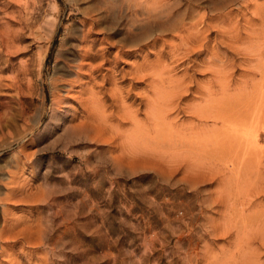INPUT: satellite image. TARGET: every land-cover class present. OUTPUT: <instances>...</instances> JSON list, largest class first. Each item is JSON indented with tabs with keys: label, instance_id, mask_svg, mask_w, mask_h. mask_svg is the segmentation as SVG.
I'll return each mask as SVG.
<instances>
[{
	"label": "rangeland",
	"instance_id": "1",
	"mask_svg": "<svg viewBox=\"0 0 264 264\" xmlns=\"http://www.w3.org/2000/svg\"><path fill=\"white\" fill-rule=\"evenodd\" d=\"M151 1L0 0V246L6 249L0 264H264V132L258 143L261 152L246 156V164L242 151L234 158L237 170H231L220 151H200L188 158L184 154L193 152L189 146L171 148L165 143L147 152L140 142L129 146L124 137L133 125L121 119L124 111L109 97L113 89L130 88L121 77L128 65L149 62L153 87L136 84L134 97L122 106L129 113L138 109L139 124L145 122L143 94L153 98L152 105L166 106L177 101L178 84L184 88L191 80L177 101L180 108H190H181L177 116L168 112L175 127L182 131L211 126L189 114L204 105L203 87L215 82L210 98L227 92V113L261 109L263 119L254 120L260 130L264 0L168 1L174 9L170 12L204 14L212 28L207 49L195 57L176 54L184 48L179 27L166 30L155 45L149 42L144 53L135 49L122 57L115 53L119 47L103 43V38L115 45L133 32L141 35L135 10L140 12ZM215 22L236 36L231 41L221 37ZM150 31L145 37L151 39L157 32ZM87 45L97 53L95 58H82ZM104 52L111 64L97 71L99 53ZM195 58L205 64H199V71L189 69ZM78 64H84L82 71ZM213 67L224 72L218 78L222 82L215 81ZM88 71L96 84L88 79ZM107 73L114 74V80L100 89V78ZM93 97L100 103L93 106ZM22 230L32 236L30 244L18 239Z\"/></svg>",
	"mask_w": 264,
	"mask_h": 264
},
{
	"label": "bare ground",
	"instance_id": "2",
	"mask_svg": "<svg viewBox=\"0 0 264 264\" xmlns=\"http://www.w3.org/2000/svg\"><path fill=\"white\" fill-rule=\"evenodd\" d=\"M168 1H170V0H155V1H151V2H146L144 4V6L142 7V10L140 12L135 10V17H134L135 19L134 20H135V22H137L138 25H140V28H141V32L140 33H141V35H138V34L133 32L132 33L133 35L125 36L122 39L123 41L118 42L115 45L110 44L109 41L107 40V38H105V39L103 38V40H104L103 43L106 42L110 48L114 47V46L119 47L118 52H115V53L119 54L122 57L130 55L131 53H133V51L135 49L136 50H140V51H142L144 53L143 50L146 49V47L149 44V42H150L151 45H155L156 42L161 39V37L163 36V34H164V32L166 30H170V31L174 32L179 27V32H180L181 35L178 36V38H180V40L182 42V45H183L182 47H184V48L177 49V53L176 54L178 56H182V57H190V56L193 57L194 56L195 57L198 53L201 52V50H204V49L206 50L207 49L208 39H209L208 38V36H209L208 34H209L210 30L212 29L209 26V24L207 23V21L205 22V17L206 16H203L204 14L203 15H199V14L193 15L192 14L193 10L183 11V12L177 10V11H174V12L173 11L170 12L169 9L172 10L173 8H170V5L168 4L169 3ZM250 1H255V0H250ZM137 6L141 7L140 4H138ZM260 13H262V12H260ZM253 15H255L257 17H260L259 16L260 14H258V13H256V14L253 13ZM181 16H183V17L186 16V17L182 18ZM138 18H140V19H138ZM260 20L262 21L263 19H260ZM250 22L251 21H248L247 23H250ZM216 25L217 26L219 25L218 29H220V31L222 30L221 33H223V35L221 37L225 36L226 38L229 39V41H231V39H233L236 36L235 35L236 32L234 33V31H232L231 29L227 30L225 28V26L222 25L221 22L220 23H216L215 22V26ZM133 26H134V24H133ZM152 28H154L155 31L157 32L156 36L151 38V39H150V37H151L150 35L148 37H145V35H148L147 33L151 32L150 30ZM88 29H89V31L91 29H93L91 23L89 24ZM193 30L195 32L191 33ZM170 31H168V32H170ZM260 36H262V38H264V31L260 34ZM218 37L221 38L220 36H218ZM222 40H223V38H222ZM233 41L238 43L240 40L234 39ZM250 41H252L251 37H250ZM223 44H225V43L223 42ZM233 44H234V42H233ZM83 49L84 50H82V52H81L82 53V58L91 59V58H95L97 56L96 55L97 53L96 54H92V50L90 49L89 45H87V47H83ZM179 50H180V52H179ZM173 52H171V53H173ZM238 52H239V50H238ZM206 53H207V51H206ZM105 54H106V52L99 53V57L101 59L99 58V60H100L99 65L98 66L96 65L97 66V71L101 70V67L104 64H111L110 61L108 60L109 58L105 57ZM173 54H175V53H173ZM114 55H115V58H116L117 55L116 54H114ZM177 55H176V57H177ZM144 56H147V54L144 55ZM210 57H211V55H210ZM260 57L258 55V58H260ZM213 58H214V56H213ZM195 59L196 60H193L192 64H190L189 69L190 68L191 69L192 68L197 69V68H199L201 66L199 64H203V66L205 65L204 63H202L203 60H199L197 58H195ZM211 61H212L211 58L206 60V65L210 64ZM112 63H114V62H112ZM83 66H84V64H78V66L76 68L80 69L79 71H82ZM128 67H129V70L127 72H122L121 73L122 74L121 77H122V81L123 82H126V81L130 82V84H129L130 88H128V90H126V91H122L120 89H118V90L113 89V91H109L110 92L109 95H111L109 97L113 98L112 102L115 105L117 104L119 107H121V111L122 112L124 111L123 112L124 115L123 116L121 115V119L129 121L133 125V130H131L129 134H126L127 137L126 136L124 137L125 139L126 138L128 139L127 142L129 143V146L132 145V144H130V142H133V143L140 142L139 144L140 145L142 144L143 151L144 150L147 151L148 148L151 150L150 147H153V148H155L156 146H160L161 147V145H165V143L168 144V146H170L171 148H174V147H176L178 145H179V147L189 146V148H191L193 152L184 154L188 158H193L195 156H198L200 151H201V154H203V153L209 154L210 152L211 153H216V152L220 151L222 153V157H224V159L230 163L231 170H237L236 169L237 166L235 164L238 165L239 162L235 163L233 161H234V158L236 160V158H237L236 156L239 153V151L243 152L242 163H245V164H246V161L244 160V158H247L246 156L256 155L260 151L258 143H259V139H260V136H261L260 131L264 132V126H263L264 122H263V125L261 126L260 130H259V128L258 129L256 128L257 127L256 124H258V123L255 124V122L257 121V119H260L261 116H263V114L261 112V109L260 108L259 109L256 108V109H254V111H250L248 108L247 109L243 108V109L240 110L241 112H238V113L235 112V111L227 113V108H228L227 100H226L227 92H226V95L225 94H219L218 96H213V98H210L212 87H214L216 85L215 82H211V83L207 82L208 84L205 85V87H203V89H204V91L206 93V96H207V97H205V99L207 98L206 100L205 99H204V101L202 100L204 105L202 107H200V108H197V109H193L192 108L195 111L192 110L193 112L192 113L190 112V114H189L190 115L189 118L198 119V120L203 121V122H209V123L211 122V126H209L210 125L209 124L208 127H202L201 129H199V128L198 129H194V128H188V127L186 129L185 127H183L185 129L181 131L180 129H178L177 127L174 126V123L172 122V120H169L168 112L170 110L173 111V112L171 111L172 112L171 114H173V115L175 114L177 116L180 112L184 111V109L190 108V105H183V106H181V108H184V107L185 108L181 109L180 106H179V103H177L178 100H181L183 98L182 94L185 93V92H188V90H189L188 84L191 83L190 79H189L190 81L188 82V84L186 86H184V88L181 85L182 82H181V84H178L179 85L178 89H180V90H177V88L175 89V91H177L176 93H178V94L175 93L176 97H177V99H176L177 101H175V102L170 101L168 103V105H166V106L163 105L162 102H161V104H157V105L153 104L152 105V103L154 101L153 98L151 96L148 97V95L146 96V95L143 94L144 97L142 98V101H141L142 104L140 106L143 105L142 116H144L146 123L144 122V124H139V121L137 119L138 115H139L138 109H137V111L135 110L132 113H129L126 110L127 107H122V106H123L124 100L134 97V94H133L131 89L136 84H145L147 86L149 85L150 87H153V85L152 86L150 85L153 82V79H152L153 76H151V77L149 76L150 71L153 70V66L149 62H144L143 64H136V63L130 64V65H128ZM209 67H210V65H209ZM213 68H215V67H213ZM256 68L258 69L259 67L256 66ZM88 69L91 70L90 68H88ZM210 69H212V68H210ZM217 69L215 68V70H210V72L217 77V78H215L216 79L215 81L217 83H220L222 81H219V79L221 80V78L223 76H225V74H224L223 71L219 72L220 70L218 71ZM58 70H60V69H58ZM197 70L199 71V69H197ZM262 70H261V75H262V77H264V69H262ZM92 73H93L92 71L89 72V75L87 77H89L88 79H92L91 81L94 82V79L91 77ZM154 73H156V72H154ZM127 74L129 75V77H126ZM218 74H220V75H218ZM113 75L114 74H112V73H110V74L107 73V74L101 76V78H100L101 82H99V84L101 85L100 89H102L104 84L113 82V80H114ZM82 76L85 77V74L83 73ZM154 76H155V74H154ZM135 80H138V81H135ZM55 84H56V78L53 77L51 79V85L53 87H55ZM86 84H88V82H85V83L79 85V87H84ZM92 84L93 83L89 84L90 85L89 89L93 88ZM94 84H96V82H94ZM62 86H65V85H62ZM221 87L227 88L226 86H221ZM224 90H226V89H224ZM178 91H181V93L178 92ZM221 93H224V91H222ZM95 97L90 98V100H89V102L93 106L96 105L97 101H98V103H100L99 98H95ZM214 97H216V98H214ZM135 98H136V96H135ZM208 98H210V99H208ZM231 99H232V97H231ZM229 100H228V102H229ZM59 101L60 100H59L58 96L55 97L54 100H53V102L55 104H58ZM155 101H157V100H155ZM167 102H165V103H167ZM180 103H181V101H180ZM196 104L198 106V103H196ZM129 106H131V105H129ZM256 106L257 107H261L260 104H257ZM170 107H171V109L168 110V108H170ZM246 107L251 108L248 105ZM253 108H255V107L253 106ZM188 113H189V111H188ZM234 113H236V114H234ZM92 114H93V112L91 113V115ZM239 114H241V115H239ZM88 119H90V117H88ZM262 119H260V120H262ZM254 120H255V122H254ZM102 121H104V120H102ZM84 123L85 122H80L79 125L84 124ZM88 123H90V124L92 123V125L95 126V128L99 127V124L98 123L96 124L95 121H93V120H92V122L90 120H88ZM219 123L221 124L220 128H218V127L216 128L217 124H219ZM260 125H261V123H260ZM100 126H102V124ZM245 126H249V129L242 130V128L245 127ZM110 128H111V126H110ZM113 128H111V129H113ZM151 132L155 133V139H153L154 137L149 139V135H150ZM140 145H139V148L141 147ZM153 151H154V149H153ZM135 152H139V151L136 150ZM187 152H189V151H187ZM191 153H192V155H191ZM211 153H210V155H211ZM244 154H245V157H244ZM251 158H253V157H251ZM255 158L258 159V157H255ZM195 159H197V158H195ZM215 159H216V157H215ZM256 161H258L257 165L259 166V164H260L259 160H256ZM199 163H200V161H199ZM191 164H192V162H191ZM184 170H186V169H184ZM258 170H260V169H258ZM255 175H257V174H255ZM3 234H4V229L0 231V240L3 239L2 238ZM19 235H20L21 239L20 238H18V239L20 241H22L23 243L25 242L27 244H30V241H32V236H28V231H26V230H24V231L22 230V232H20ZM262 238L264 239V237H262ZM18 239H16L15 241L17 242ZM38 244H40L39 241H38ZM4 252H6V249L3 248V246H0V253H4ZM12 260L10 259V261H12ZM14 262H13V264L18 263L16 261H14Z\"/></svg>",
	"mask_w": 264,
	"mask_h": 264
}]
</instances>
